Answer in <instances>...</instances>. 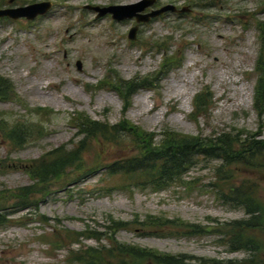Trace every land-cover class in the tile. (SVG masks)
Masks as SVG:
<instances>
[{"label": "rangeland", "instance_id": "374dc122", "mask_svg": "<svg viewBox=\"0 0 264 264\" xmlns=\"http://www.w3.org/2000/svg\"><path fill=\"white\" fill-rule=\"evenodd\" d=\"M9 1L0 0V8L41 1H50L52 7L34 19L0 18V75L11 81L18 96L16 101L0 99V120L28 118L27 109L35 107H48L54 113L35 118H45L44 134L22 148H14L0 137V161L8 166H0V205L11 212L10 221L0 227V264H80L75 256L80 248L109 243L105 235L108 216L131 222L115 233L123 243L184 254L196 263L214 259L223 264H262L264 227L251 234L261 244L260 250H231L232 235L226 234L225 226L249 215L219 197L214 185L226 189L228 184L215 178L218 161L199 162L186 174L187 185L159 191L126 186L117 179L106 181L96 172L80 182L55 183L46 195L34 194L27 199L26 209L12 207L16 201L12 192L32 183L18 163L38 159L61 145L70 147L80 139L70 124L75 112L109 123L124 116L153 132L165 126L193 135L232 128L256 131L261 118L254 108L255 67L264 0H157L155 8L174 4L187 11H168L140 24L135 40L127 36L136 24L134 19L113 20L110 14L96 17V11L85 6L138 0ZM165 53L177 56L178 65L173 62L152 88L132 94L125 113L115 90L96 88L114 73L125 80L134 76L150 79L160 69ZM206 86L213 95L209 112L194 117L193 96ZM97 149V141H92L89 158ZM125 154L110 147L104 158ZM237 168L245 171L238 172L232 184L255 181L257 196L264 203V171ZM147 214L201 229L193 235L174 228L150 234L132 223ZM87 227L101 232L100 240L84 236L70 242L65 237L67 230L81 232ZM59 233L62 242H56Z\"/></svg>", "mask_w": 264, "mask_h": 264}, {"label": "trees", "instance_id": "16d2710c", "mask_svg": "<svg viewBox=\"0 0 264 264\" xmlns=\"http://www.w3.org/2000/svg\"><path fill=\"white\" fill-rule=\"evenodd\" d=\"M261 47L255 71L257 81L254 92V108L261 121L256 131L245 128H232L209 135L188 134L168 126L159 132L148 131L141 126L122 117L116 123L100 121L88 114L75 112L70 117V124L76 127L80 139L72 146L61 145L46 151L38 159L18 163L17 167L23 170L32 183L17 188L12 197L16 199L15 209H26L29 206L28 198L34 194L46 195L55 183L61 181H75L100 172L106 181L120 180L123 185L136 188H149L159 191L175 185H187L186 174L201 161H218L214 168L215 178L226 185L216 186L219 197L224 201L245 209L249 218L236 220L226 225V234L232 235L231 250L258 251L261 244L251 235L257 227H264V203L257 196L258 186L255 181L247 180L241 185L232 184L238 172L246 170L264 171V22L260 24ZM166 51V50H165ZM177 56L163 55L160 69L147 76H134L131 79H122L118 73L107 76L106 81H100L96 88L109 86L115 90L123 101V112L130 105V97L140 88H152L160 79V74L166 73L173 62L178 65ZM151 80V82H150ZM151 84V85H150ZM212 92L208 86L203 87L192 99L194 117L206 116L212 104ZM0 99L16 101L18 96L11 81L0 75ZM28 118L18 116L12 120H0V137L14 148H22L35 137L44 134L41 118H48L54 112L48 107L27 109ZM97 141L98 149L89 158L90 145ZM110 147L125 151L126 154L108 159L104 154ZM1 167H8L0 161ZM6 206L0 205V227L8 223L9 210L3 211ZM3 211V212H2ZM45 218H43L44 221ZM109 225L105 235L109 238L107 245L99 247L88 246L76 252V260L80 264H223L218 260H201L187 255H172L159 252L147 247L127 244L116 239L115 233L119 229H126L130 221L107 217ZM143 230L164 232L165 229H178L184 235H193L200 231L195 224L170 220L167 218L145 215L143 220H133ZM70 241H79V237H94L100 240L101 232L89 229L81 232L65 231ZM72 234V235H71ZM56 242H62L59 233ZM255 264L254 262H250Z\"/></svg>", "mask_w": 264, "mask_h": 264}, {"label": "water", "instance_id": "95a60500", "mask_svg": "<svg viewBox=\"0 0 264 264\" xmlns=\"http://www.w3.org/2000/svg\"><path fill=\"white\" fill-rule=\"evenodd\" d=\"M157 0H138L129 4H110L106 6L87 4L85 7L96 11V17H102L110 14L113 20L122 21L125 19H134L135 25L128 30V38L136 39L139 24L147 23L151 19L158 17L168 11H187L186 7L178 9L174 4H165L154 7ZM52 7L50 1H41L18 7L0 8V18L9 17L17 19L24 17L26 19H34L39 15L47 13ZM148 9V10H147ZM80 69V63H78Z\"/></svg>", "mask_w": 264, "mask_h": 264}, {"label": "flooded vegetation", "instance_id": "af4514ba", "mask_svg": "<svg viewBox=\"0 0 264 264\" xmlns=\"http://www.w3.org/2000/svg\"><path fill=\"white\" fill-rule=\"evenodd\" d=\"M10 2H13V1H12V0H10V1H9V3H10ZM8 7H16V6H12V4L10 3V5H9V6L2 7V8H8ZM17 7H18V6H17ZM139 25H140V24H139ZM262 264H264V261L262 262Z\"/></svg>", "mask_w": 264, "mask_h": 264}]
</instances>
